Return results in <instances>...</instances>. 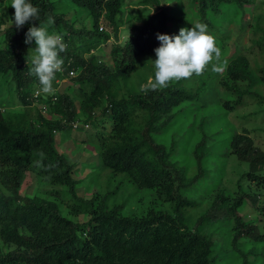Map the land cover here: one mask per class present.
<instances>
[{
    "label": "trees",
    "instance_id": "trees-1",
    "mask_svg": "<svg viewBox=\"0 0 264 264\" xmlns=\"http://www.w3.org/2000/svg\"><path fill=\"white\" fill-rule=\"evenodd\" d=\"M161 1L139 2L156 11L131 24L124 42L125 0H29L40 21L0 31V76H11L24 106L13 114L0 107V187L7 192L0 191V264H264V151L227 119L248 100L264 104V0ZM48 16L55 21L49 33L63 34L67 45L53 88L63 79L75 86L61 93L41 92L29 75L36 44L26 45L25 33ZM101 21L112 28L109 61L95 54L111 39L99 31ZM198 22L215 38L226 71H212L213 54L201 75L145 88L154 80L156 34L179 35ZM233 25L244 41H232ZM81 118L96 127L99 169L151 192L141 214L108 205L110 192L78 196L75 170L58 146ZM229 156L247 167L232 190L223 182ZM26 173L38 189L20 196ZM248 202L257 221L239 214ZM79 215L87 220L76 221Z\"/></svg>",
    "mask_w": 264,
    "mask_h": 264
},
{
    "label": "rangeland",
    "instance_id": "rangeland-1",
    "mask_svg": "<svg viewBox=\"0 0 264 264\" xmlns=\"http://www.w3.org/2000/svg\"><path fill=\"white\" fill-rule=\"evenodd\" d=\"M140 1L142 0H125L123 11H126V14L128 15V22L120 26L119 42H124L126 40L128 37L127 30L131 24L143 23L151 14H153L154 11H156L155 7L138 5ZM166 1L167 0H162L161 6L165 5ZM69 5L74 8L71 3H69ZM10 9H12L11 0H0V15H5L3 17L5 23L0 28V31L7 25L10 26L7 21L11 17H7L6 15ZM68 16H66V18H68ZM79 17L83 18L84 14ZM79 22L80 20L76 24L77 27H80L81 23L83 25L86 24L85 19H83V22ZM103 24L105 28L104 31H106L103 33H109V35H111V39L102 45L103 51H98L97 55L101 60L103 58V60L109 61V52L111 51L114 40L112 37L111 26L105 22H103ZM12 25H14V22ZM231 28L233 30L231 31L232 41H244L242 34H240L237 30V26L233 25ZM175 35H178V33L176 32ZM232 44L233 43H231V45ZM102 54H104L103 57ZM145 72L146 67L144 65L138 71L133 73L131 82L135 83L136 80L138 82V79L142 77L141 73ZM68 87H71L72 89L75 88V86H71L69 81L65 80L60 81L59 84H57V87L54 89L55 92L61 93ZM204 90L205 89L201 90V94H204ZM2 103L4 105L1 106ZM0 107L2 110L8 109V114H13L14 111L17 112L19 110H24V106L19 102L18 99H16L10 75L0 76ZM95 113L97 114L98 112ZM52 119H56V117H52ZM227 119L231 124H233L237 133H241L244 129L247 130L254 144L264 151V104H258L248 100L244 106L238 108L234 112L229 113ZM82 123L83 121L81 118L77 123V125H80L81 128L73 129L70 132L69 137L61 141L58 146L59 152L66 157L68 163L75 170L73 177L78 181V196L84 199H90L93 196V193L99 192L101 198H104L106 194L110 192L113 194L107 198L108 205L120 206L121 213L125 216L141 214L145 208H147V206L151 205V192L147 190H138L136 187L128 183L122 175L117 174L116 176L112 177L110 176L109 170L101 168L99 169L98 156L94 150L95 141L93 137L96 132V127L93 125L83 127ZM60 139V135L57 134L56 141H59ZM225 160L227 161L224 167L225 172L223 182L227 189L232 190L235 188L236 182L238 181L240 175L247 171V167L243 164H239L232 156L225 158ZM92 171L94 172L93 176H86L87 173H92ZM242 185L245 188L248 184L243 182ZM37 189L38 186L35 183L34 175L31 173H26L23 178L22 186L19 190V195L30 196ZM44 189L49 190L51 187H46ZM251 189H255V186L251 185ZM0 191H3L4 194L7 193L2 187H0ZM239 214L248 220L255 219L257 221L258 219L249 202ZM86 220L87 217L84 215H79V217L76 219V221L79 222H84ZM220 234L222 235V230L220 231ZM0 245L3 246L1 242Z\"/></svg>",
    "mask_w": 264,
    "mask_h": 264
},
{
    "label": "clouds",
    "instance_id": "clouds-1",
    "mask_svg": "<svg viewBox=\"0 0 264 264\" xmlns=\"http://www.w3.org/2000/svg\"><path fill=\"white\" fill-rule=\"evenodd\" d=\"M11 8L14 9V16L7 22L10 25L14 22L17 30L21 29L26 22L40 21V9L33 6L29 0H11ZM54 23L53 17L48 16L45 22L39 24V27L30 26L25 33L24 40L26 45H30L35 40L36 54L32 56L33 67L29 70V75L37 77L41 86L40 91L45 94L55 91L53 88L54 74L61 73L64 64L59 54L65 52L67 48L63 42V34L55 31L49 33V28ZM100 26L103 30L99 29V31L106 32L103 21L100 22ZM156 38L160 43V46L154 49L157 59L154 62L149 61L155 67L154 80L149 79L145 88L157 90L167 87L170 81L188 79L193 74L199 76L213 61V54L217 63L213 64L212 71L216 73L226 71L227 61H220L221 50L216 47L215 38L208 33L206 24L195 23L190 30L181 28L179 35L175 36L157 33ZM31 50L29 49V52ZM68 77L72 78L69 74ZM65 80L67 79L61 81ZM88 126L83 124V127ZM78 127L81 128L80 125Z\"/></svg>",
    "mask_w": 264,
    "mask_h": 264
},
{
    "label": "built area",
    "instance_id": "built-area-1",
    "mask_svg": "<svg viewBox=\"0 0 264 264\" xmlns=\"http://www.w3.org/2000/svg\"><path fill=\"white\" fill-rule=\"evenodd\" d=\"M99 29L103 30V27L100 26ZM74 75H75V73L73 71L69 72V76L73 77ZM38 94H39V92L36 91L35 94H34V98H37ZM77 127H78L77 123H74L73 124V128H77Z\"/></svg>",
    "mask_w": 264,
    "mask_h": 264
}]
</instances>
